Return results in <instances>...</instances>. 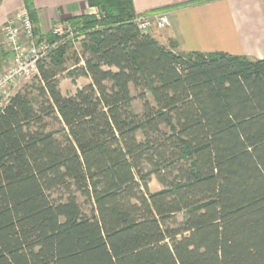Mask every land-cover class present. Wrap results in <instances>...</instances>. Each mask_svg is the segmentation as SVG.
I'll list each match as a JSON object with an SVG mask.
<instances>
[{
    "label": "trees",
    "instance_id": "16d2710c",
    "mask_svg": "<svg viewBox=\"0 0 264 264\" xmlns=\"http://www.w3.org/2000/svg\"><path fill=\"white\" fill-rule=\"evenodd\" d=\"M86 1L79 50L0 109V264H264V58L177 51L132 0ZM64 72L89 82L64 95Z\"/></svg>",
    "mask_w": 264,
    "mask_h": 264
},
{
    "label": "crops",
    "instance_id": "0c3cea01",
    "mask_svg": "<svg viewBox=\"0 0 264 264\" xmlns=\"http://www.w3.org/2000/svg\"><path fill=\"white\" fill-rule=\"evenodd\" d=\"M39 31L56 23L96 14L86 0H32ZM136 14L165 13L169 24L149 32L161 44L169 40L177 51H223L264 58V0H132ZM24 6L23 0H0V71L7 60L2 27ZM85 83L89 78L85 77Z\"/></svg>",
    "mask_w": 264,
    "mask_h": 264
},
{
    "label": "built area",
    "instance_id": "2783aa9c",
    "mask_svg": "<svg viewBox=\"0 0 264 264\" xmlns=\"http://www.w3.org/2000/svg\"><path fill=\"white\" fill-rule=\"evenodd\" d=\"M134 23L141 32H149L152 28H164L169 20L165 13H148L136 15ZM2 33L8 55L0 72V109L21 81L36 72V62L61 44L72 41L78 31L63 22L52 29L56 39L49 41L37 36L30 15L23 6L7 19Z\"/></svg>",
    "mask_w": 264,
    "mask_h": 264
},
{
    "label": "rangeland",
    "instance_id": "374dc122",
    "mask_svg": "<svg viewBox=\"0 0 264 264\" xmlns=\"http://www.w3.org/2000/svg\"><path fill=\"white\" fill-rule=\"evenodd\" d=\"M95 10L98 12L97 8L95 7ZM147 14V13H146ZM137 15H140V14H137ZM83 16V15H81ZM79 17V16H78ZM62 22L60 23H56V25L54 26H58L60 25ZM69 23V22H68ZM70 24V23H69ZM33 26H34V32L36 33L37 36H40V37H45L47 40L49 41H52L54 39H56V37H54V35L52 34V29L53 27L50 28V30L48 32H41L39 31V27H38V24H35L33 23ZM70 28H73V30H77L78 31V34L74 37V39H72L71 41V44H72V47L73 49H76V50H79V46H80V40H81V35L79 33V29L77 28V26L75 25H72L70 24ZM152 29H150L151 31ZM149 31V32H150ZM46 35H49L50 38L46 37ZM71 61L68 62L67 66L70 68L71 67ZM2 71V70H1ZM0 71V72H1ZM36 72L30 74L28 77H26L24 80L21 81V83L19 84V86L14 89L12 91V94L18 90L25 82H28L31 77L35 74ZM59 87H60V90L61 92L64 94V95H69V94H73L76 90V88L82 86L85 84V77H76V78H71L69 77L65 72L60 76V79H59ZM131 93L134 95L135 94V91L133 89H131ZM132 106H133V109L136 111V112H140L141 110V103L138 101V100H134L133 103H132ZM162 186L161 184H159L156 179L154 178L153 175L150 176V180H149V183H148V189L150 192H154L158 189H160ZM177 218L178 220H181L182 218V215L181 214H178L177 215Z\"/></svg>",
    "mask_w": 264,
    "mask_h": 264
}]
</instances>
